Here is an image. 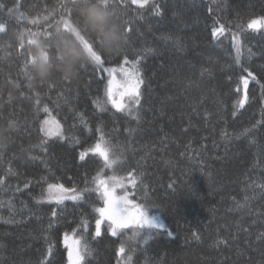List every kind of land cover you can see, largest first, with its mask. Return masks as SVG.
Instances as JSON below:
<instances>
[{
	"label": "trees",
	"instance_id": "trees-1",
	"mask_svg": "<svg viewBox=\"0 0 264 264\" xmlns=\"http://www.w3.org/2000/svg\"><path fill=\"white\" fill-rule=\"evenodd\" d=\"M262 17L264 0H0V264H66L69 232L79 264H264V26L248 27ZM113 20L127 36L114 54L101 35ZM34 42L50 64L43 80ZM70 47L80 54L72 78ZM124 59L143 82L139 104L121 111L103 66ZM45 108L62 137L41 133ZM101 136L109 163L82 159ZM114 177L130 179V198L167 229L97 235L100 181ZM51 184L80 197L46 201Z\"/></svg>",
	"mask_w": 264,
	"mask_h": 264
},
{
	"label": "snow or ice",
	"instance_id": "snow-or-ice-1",
	"mask_svg": "<svg viewBox=\"0 0 264 264\" xmlns=\"http://www.w3.org/2000/svg\"><path fill=\"white\" fill-rule=\"evenodd\" d=\"M149 0H132V3L134 4H140L141 6L148 4ZM155 7V5H154ZM264 26V17L260 19V21L253 20L248 24L249 28H259ZM222 31V30H221ZM217 33L214 31L213 36H216ZM150 51V50H149ZM237 53L239 54V48H237ZM92 61L98 65H103V60L101 55H94L92 57ZM139 61H137L138 63ZM125 63H127V60H125ZM108 71L110 79L107 83L106 88V95L108 97V100L111 101L114 107H116L118 110H125L129 107L131 104H139L140 102V84L143 82L142 79L139 76V73H128L123 68L120 69V72L124 75L125 79L123 80H117L116 78V68L106 69ZM251 75V74H249ZM245 88H247V80L243 81ZM264 87V86H262ZM125 97L128 98V104H125ZM247 99L245 98L243 100L237 101L238 106L242 107L244 101ZM98 107H101V105L98 104ZM46 112L48 111L47 108L44 109ZM54 123L56 125L55 130H49L47 128L43 129L45 131V135L51 136V135H58L62 136L63 132L60 129V125L58 121H54L51 118L49 120L44 121V125H48L49 123ZM90 151L96 153L100 157H102L106 164L109 163V148L106 142H104V137H100V142L96 143L94 147L89 149ZM83 159V154L81 156ZM100 184L103 185L104 181H100ZM67 190L63 188L62 185H49V198H55L57 202H60L64 197L63 193ZM104 196L106 197V203L107 207L98 209L99 213L102 217H106L111 223L108 225L109 229L112 231L113 235L117 234L118 229L122 228H129L131 226H142L149 223L148 217L145 213L144 209H141L140 206H136V212L135 213H128L126 208H122L119 205H117L116 198L112 195L111 192L108 191L107 188L104 189ZM75 198V197H73ZM124 204L130 203L126 199L123 201ZM55 215V213H53ZM100 221H97V229H99ZM97 235H99V231H97ZM138 235V232H133L132 239L136 238ZM67 239V236H66ZM74 243L78 244L79 241H74ZM120 251L123 252V247L120 248ZM72 258V252H69V259ZM82 257L77 254L76 260L73 261V264H79Z\"/></svg>",
	"mask_w": 264,
	"mask_h": 264
},
{
	"label": "rangeland",
	"instance_id": "rangeland-1",
	"mask_svg": "<svg viewBox=\"0 0 264 264\" xmlns=\"http://www.w3.org/2000/svg\"><path fill=\"white\" fill-rule=\"evenodd\" d=\"M137 5H140V4H137ZM260 19L261 18H254L251 21H253V20L260 21ZM219 30L220 29H215V32H219ZM85 46L88 49V45L86 43H85ZM96 56H98V55H96ZM125 60H127V63H125ZM111 68H116L117 69L116 78H117L118 81L125 79L124 75L120 72L121 68H123L128 73H137L138 72V69L136 67V61L129 60V59H124L119 65L103 66V71H104L103 74H104L105 79H106V88H107L108 80L110 79L109 73H108V71H106V69H111ZM244 80L248 81V77H243L242 82H241V97H242V99H244V97H245V90H246V88L244 86V83H243ZM106 97H107V95H106ZM107 99H108V97H107ZM124 103L125 104L128 103V98L127 97H125ZM50 118L52 120H54V121H58L53 115H51L49 112H47V114L43 117V119L41 121V126H40L41 133L45 137L58 136V135H51V136L45 135V131L43 129H45V128H47L49 130H55L56 129V125L54 123L50 122L48 125H44V121L45 120H49ZM59 125H60V129L62 130L60 122H59ZM59 137H62V136H59ZM98 142H100V141L99 140L96 141L95 144L98 143ZM95 144H93L91 147L87 148L86 150L82 151L80 153V155L82 156V154L85 155L87 152H92L89 149L94 147ZM130 184H131V180L127 179L125 177H114L113 179H109L108 181H106L100 187L101 188V196H102L101 197L102 205H101L100 208L107 207L106 197L104 196V189L107 188L108 191L111 192L112 195L116 198L117 205H119L122 208H126L127 212L130 213V214L131 213H135L136 210H137L136 206H139V205H137L129 196V191H128L127 187ZM51 185H60V184H51ZM63 188L66 189L67 191L63 193V197L64 198L61 201L79 199L80 194L75 189L67 188V187H64V186H63ZM73 197H75V198H73ZM125 199L127 201H129L130 203L124 204L123 201ZM44 200L57 202V200L55 198H51V199L49 198V186L47 187L46 194L44 196ZM141 209H143V208H141ZM145 213H146V215L148 217L149 223L145 224V225H142V226H145L146 228H155V229H160V230L161 229H167L165 224H164V222H163V220H162V218L157 213L149 214L146 211H145ZM98 220L100 221L99 229H97V221ZM110 223H111V221H109L106 217H102L101 214L98 211V218L95 221V232L96 233H97V231L100 232V230L102 229V226H104L112 234V231L108 227V225ZM132 228H136V226L135 225L131 226L130 230L128 232L133 231V230H131ZM119 232H120V230L118 229L117 233H119ZM66 236H67V239H66ZM143 239H145V238L142 237L138 241H141V240L143 241ZM62 241H63V245L65 246V249H66V255H67L66 264H73V261L76 260L77 254H79L82 257L81 244H80L79 238L76 235H74L73 233H70V232L69 233H65L63 235ZM74 241H79V243L76 244V243H74ZM69 252H72L71 260L69 259ZM120 264H127V261H126L125 257H122V256L120 257Z\"/></svg>",
	"mask_w": 264,
	"mask_h": 264
},
{
	"label": "clouds",
	"instance_id": "clouds-1",
	"mask_svg": "<svg viewBox=\"0 0 264 264\" xmlns=\"http://www.w3.org/2000/svg\"><path fill=\"white\" fill-rule=\"evenodd\" d=\"M93 8L94 6L89 7L84 13L90 25L94 20ZM101 35L104 47L109 53H118L126 43L127 36L124 30V25L114 20L106 21V27ZM34 43H37V47L40 49L32 59L34 78L43 80L46 79L49 74L50 64L44 59V55H46L44 46L39 45L38 42ZM63 55L65 58L64 73L68 78H72L77 75L75 65L80 58V54L77 49L70 47L63 53ZM7 139L8 136L4 134V130L0 129V147L4 146Z\"/></svg>",
	"mask_w": 264,
	"mask_h": 264
}]
</instances>
